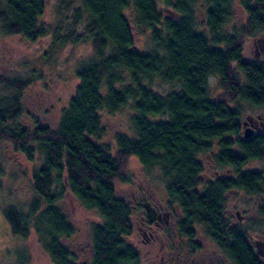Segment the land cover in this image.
Returning <instances> with one entry per match:
<instances>
[{
	"label": "trees",
	"instance_id": "1",
	"mask_svg": "<svg viewBox=\"0 0 264 264\" xmlns=\"http://www.w3.org/2000/svg\"><path fill=\"white\" fill-rule=\"evenodd\" d=\"M70 1L61 0L64 8ZM200 1L207 3L202 25L195 15ZM79 2L60 33V22L52 28L39 22L45 0H0L4 34L34 41L50 30L54 40H86L94 52L76 67L73 92L54 127L38 119L31 128L23 124L30 76L0 74V148L10 147L0 154V188L14 153L40 160L31 169L28 200L0 204L12 235L26 239L33 232L53 264L136 263L140 251L129 239L133 208L114 186L130 180L125 168L133 156L157 169L166 204L180 212L177 235L188 246L201 247L194 242L201 227L232 264H261L247 228L231 222L225 203L230 189H243L259 198L256 210L264 220V130L240 135L244 104L264 106V60L243 50L244 37L264 35V0H163L165 11L156 0ZM234 3L244 13L239 27ZM81 10L86 18L77 32ZM134 26L149 30L148 49L135 47ZM212 76L218 83L213 94ZM154 80L170 89L159 93ZM127 102L133 136L116 133L113 150L100 138L101 112ZM250 160L262 168H245ZM206 161L219 172L204 179ZM66 193L98 218L89 222L87 238L64 211ZM22 256L14 264H23Z\"/></svg>",
	"mask_w": 264,
	"mask_h": 264
},
{
	"label": "rangeland",
	"instance_id": "2",
	"mask_svg": "<svg viewBox=\"0 0 264 264\" xmlns=\"http://www.w3.org/2000/svg\"><path fill=\"white\" fill-rule=\"evenodd\" d=\"M156 1L159 9L165 11L166 7L163 0ZM79 6V0L70 1L68 8H64L61 0H45V8L39 22L51 28L60 22L61 28L58 31L62 33L63 29H66L73 22L72 9L79 8ZM206 6L207 3L205 1H200L195 9V15L200 25H202V21L204 20ZM233 16V23L239 27L243 23L244 13L237 3H234ZM85 18L86 14L81 10L80 19L76 25L77 32L82 28ZM229 25H232V21H230ZM134 32L135 47L139 50L148 49L151 46L149 30L134 26ZM258 40L261 41L258 42ZM259 44L264 48V35L261 33L243 38V50L247 58L264 60V50L261 49ZM93 55V49L88 41L70 43L54 40L53 33L50 30L34 41L16 34H4L0 30V74H26L32 78L30 84L26 86L22 93V106L25 111L23 124L30 125L29 127L31 128L34 125L33 121L38 119L40 122L54 127L59 118L61 108L66 105L68 98L73 92L76 83L74 75L76 67L83 60ZM152 85L153 89L159 93H164L170 89L169 83L154 80ZM209 86L212 94L218 91L216 77H209ZM132 114L131 102H127L111 113L102 111L101 141L108 143L113 149L115 146L114 135L116 133H125L128 136H133L130 122ZM259 114L263 117L261 118L262 124L259 127L260 130H264V106L249 107L244 104L241 115L240 135L243 136V131L246 127L254 128L253 132L257 131L253 125L255 124V120L249 121L248 116L256 118ZM153 119L157 120L159 117L156 116ZM3 148L4 146L2 145L0 148L1 155L3 151H6ZM4 149H10V147ZM7 154H10V152ZM14 155L13 161L7 165L4 184L0 188L1 205L5 201V203L20 204V202L28 200L31 192V169L40 163L38 158L35 161H27L20 153H14ZM204 164L202 173L204 179L212 178L218 174V168L211 165L208 161ZM244 167L248 169H261L262 162L250 160ZM125 171L130 180L128 182L116 181L114 186L117 195L129 202L131 207L135 204V200H141L142 194H147V198L152 201L166 203L167 199L156 168H144L135 157L131 156L128 158ZM62 203L67 216L78 225V230L81 232L80 237H86L85 233L87 232L89 222L97 221V216L92 212H85L79 202L70 193H66ZM259 204V198L240 188L230 189L226 195L227 216L230 217L231 222H240V225L247 228L251 242L253 238L264 239V220L261 219L256 210ZM172 208L175 207L173 206ZM132 221L134 227L133 235L129 239L135 241L141 256L145 250V245L142 246L141 235L137 230L140 223L133 213ZM195 228L197 240L201 241L203 245H207V247L212 246L211 241L203 235L201 227ZM176 237L171 241L173 245H177L182 239L187 240L178 235L179 239L176 242ZM19 254H24L22 256L23 264H53L40 246L33 232L26 239L12 235L0 209V263L14 264ZM77 258L80 261L82 260L80 254L77 255ZM132 264H143L141 257L136 263Z\"/></svg>",
	"mask_w": 264,
	"mask_h": 264
},
{
	"label": "flooded vegetation",
	"instance_id": "3",
	"mask_svg": "<svg viewBox=\"0 0 264 264\" xmlns=\"http://www.w3.org/2000/svg\"><path fill=\"white\" fill-rule=\"evenodd\" d=\"M259 46L264 50L261 44ZM261 118L263 117L260 114L256 118L248 116L249 121L255 120L253 125L257 131L260 130L259 125L262 124ZM132 208L133 215L140 223L137 230L141 235L142 246L145 245V250L141 254L143 264H232L229 257L211 239H209L212 244L210 247L203 245L197 238L194 242L201 245L198 248L188 246L187 241L183 239L177 245H173L171 240L177 235L176 224L180 215L177 207L169 208L166 203L152 201L147 198V194H142L141 200H135ZM171 233L174 234L173 238ZM178 239L177 235L175 241L177 242ZM257 240L259 238H253L251 242L255 251ZM262 240L264 242V239ZM262 249L264 250V245ZM256 254L261 264H264V254L260 255L257 252Z\"/></svg>",
	"mask_w": 264,
	"mask_h": 264
},
{
	"label": "water",
	"instance_id": "4",
	"mask_svg": "<svg viewBox=\"0 0 264 264\" xmlns=\"http://www.w3.org/2000/svg\"><path fill=\"white\" fill-rule=\"evenodd\" d=\"M254 131V128L246 127L243 131V137H249ZM264 245L263 240H257L255 242L256 252L260 255L264 254V250L262 249Z\"/></svg>",
	"mask_w": 264,
	"mask_h": 264
}]
</instances>
